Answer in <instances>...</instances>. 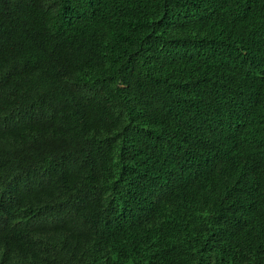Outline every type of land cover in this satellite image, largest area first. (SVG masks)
Masks as SVG:
<instances>
[{"label":"trees","instance_id":"trees-1","mask_svg":"<svg viewBox=\"0 0 264 264\" xmlns=\"http://www.w3.org/2000/svg\"><path fill=\"white\" fill-rule=\"evenodd\" d=\"M0 264H264V0H0Z\"/></svg>","mask_w":264,"mask_h":264},{"label":"clouds","instance_id":"clouds-1","mask_svg":"<svg viewBox=\"0 0 264 264\" xmlns=\"http://www.w3.org/2000/svg\"><path fill=\"white\" fill-rule=\"evenodd\" d=\"M1 249H2V245L0 244V256H1Z\"/></svg>","mask_w":264,"mask_h":264}]
</instances>
